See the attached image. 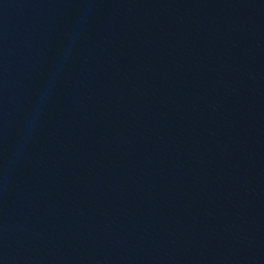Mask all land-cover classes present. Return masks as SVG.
Segmentation results:
<instances>
[{"label":"water","instance_id":"obj_1","mask_svg":"<svg viewBox=\"0 0 264 264\" xmlns=\"http://www.w3.org/2000/svg\"><path fill=\"white\" fill-rule=\"evenodd\" d=\"M0 264H264V0H0Z\"/></svg>","mask_w":264,"mask_h":264}]
</instances>
